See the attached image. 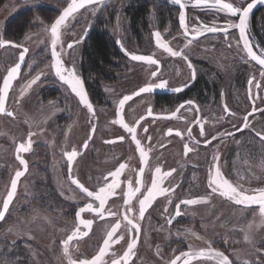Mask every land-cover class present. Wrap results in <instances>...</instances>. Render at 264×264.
Listing matches in <instances>:
<instances>
[{
  "label": "rangeland",
  "instance_id": "1",
  "mask_svg": "<svg viewBox=\"0 0 264 264\" xmlns=\"http://www.w3.org/2000/svg\"><path fill=\"white\" fill-rule=\"evenodd\" d=\"M132 1L100 0L99 3L86 5L61 27V40L57 44L56 50L60 53V59L63 61L64 66L68 68L75 67L76 74L90 86L91 96L95 98L93 99L94 115L80 102L79 97L71 90V87L65 85L58 78L55 69L52 68L53 58L49 29L57 15L48 22H44L37 30L24 33L17 40V42L26 46L28 51L23 68L15 79L8 96L7 107L12 108L15 116L0 114V201L6 186H8L11 173L15 168L20 167L14 157L16 142L23 141L26 135L32 132L34 135L31 138L38 145H34L35 148L29 155V170L20 179L17 196L13 200L7 215L0 222V232L3 230L10 236H15L18 239L19 248L26 245V242H29L28 245H31L32 248L36 245L47 248L55 264H68V260L63 254L62 241L75 229L76 224L71 218L75 202L77 204L93 202L89 198L80 195L71 184L69 175L66 172L68 162L65 152L76 149L78 153L71 169L72 178L79 179L89 186L87 176L95 175L93 177L95 179L92 178L91 181L97 182V184L90 185L89 188L92 189H95V186L97 189L103 187V178L109 172L115 171L121 163L126 165L123 175L119 177L121 186L115 190L114 195L109 197L105 206L106 209L113 210V212H117L122 216L120 208L125 209L124 193L127 192L128 181L131 180L133 188L136 187L135 173L142 166L139 151L124 128L114 123L118 119L116 115L118 102L124 96H132V99L127 101L124 107L123 117L125 123L136 126L137 138L141 140V146L148 152V162L144 166L143 182L141 184L142 189L136 194L139 199L142 198L141 194L149 176L155 174L156 167H160L162 172H169L171 164L176 162L174 165L177 164L179 168L184 170V165L188 162L201 166L203 172L206 170L208 176V169L213 163V156L219 154L218 144L220 143L221 126L218 125L216 120L211 119L214 111L212 113L205 111L201 114L200 123H203L205 131V135L201 136L199 135L200 123H197L194 119L197 112L196 107L192 104L181 107L177 111V119H175L180 135L171 134L169 128L174 125L171 124V117H168L170 112L167 109L170 108V105L164 102L160 105L159 101H154L153 94L156 90L171 92H174L175 89L183 90L201 68L200 63L196 62L198 59L212 62L215 65L224 64V60L226 62L237 60L238 62L242 53L235 32L232 31L227 36L214 33L196 38L185 48L190 38H185L180 30L176 18L178 8L175 5V9L172 8V0H145L149 2L148 6L151 8L149 13L151 18L148 26L157 28L156 31L161 33L164 42H167L174 50L180 51L183 49L184 54L188 56V60L169 55L164 49L156 45V41L152 39L151 35L147 34L143 48L138 52L135 51L137 52L136 55H139L140 52H143L141 55H151L159 60L158 65L133 61L130 56H125V66L121 71H114L115 75L109 78L85 72L80 68L79 50L83 37L92 25L96 14L101 17L107 14L109 8L114 10L113 33L118 42L123 44L127 37V30L124 28L127 17L123 14L122 9ZM227 1L236 6L245 2V0ZM69 2L70 0H5L0 5V40L7 39L3 32L4 23L19 10L42 5L52 7L59 13ZM162 6L167 8L169 15L161 19L159 11ZM154 14L158 21L161 20L160 22L156 20L160 27L154 23ZM261 15H263V18H259L261 19L260 22L258 20L259 26L261 21L264 20V13ZM196 16L201 20H209L212 24L228 21L231 18L229 13L219 12L214 8H212V11L200 12L193 6H189V9H187L188 24L197 28L199 24H196ZM69 44L73 45L71 49L68 47ZM19 51L20 48L14 45L0 44V82L7 67L16 60ZM242 60L243 58H241ZM189 61L191 67H189ZM157 68H159L157 77H152L151 72L156 71ZM39 72L43 74L34 84V88L39 85L47 88V90H44V99L37 96L40 100L31 96L30 93L26 94L28 83L38 76ZM261 73L256 69L251 71L252 81L259 84V87L256 85L257 90L260 91L259 93L262 90L264 92V75H261ZM160 80L167 82L165 88H155L154 91L149 93L133 95L146 84H158ZM254 86H251L252 89ZM57 88L62 90V94L56 92ZM22 92L25 96L21 94ZM257 102L259 105L261 104L260 106H264V94L258 95ZM149 109H151V115H148ZM61 113H65V115H61L58 122H56L55 116ZM141 116L144 119L140 121L139 125H136L135 122ZM182 117L184 119H180ZM192 117V122H194L193 137L190 138L187 135V125L191 121H188V118ZM121 136L124 137L123 140L119 139ZM149 137L151 139H148ZM212 137H216V139L213 140ZM207 139H211V142L206 145L207 147L195 143V141L204 142ZM89 140L90 143H88ZM85 142L88 143V149L86 150L83 149ZM42 144L45 145V153H49H47L48 156L45 155L50 160L51 182L53 181L57 191L64 195L63 198L66 201V219L64 220L57 215L48 214L45 207H43L46 205L44 197L46 190L43 185H40L43 174L39 167L43 158L40 157L41 151L37 152V146L40 148ZM185 144L194 149L188 152L187 155H185ZM89 148L93 149L88 151ZM108 149H111L112 152H107ZM175 156L176 161L172 160ZM39 161L40 163H38ZM257 168L252 166L249 171L246 170V175H242L246 177L245 182L243 180L236 181L233 176L224 173L222 168L221 170L234 184L241 185L245 189L264 188V168ZM38 171L40 172L39 175L36 173ZM111 179L109 177V182H111ZM198 185H200L198 187L200 189L197 191L192 190V198L205 196L210 192V189H207L205 175L204 180L199 181ZM163 187L172 191L167 196H158L151 209L139 221L142 228L139 242L134 249L135 255L131 256L132 258L130 257V261H133L132 264H143L151 257L154 258V256L160 264H166V258L174 254L175 247L178 249L181 246H187L199 250L200 248H207L209 243L212 248L224 252L233 261V264H245V262H248V264H264V225L261 224L259 206L235 205L234 202L216 195L208 203L183 205V210L188 211L190 220L185 222L179 220L172 226L173 223H169V218L174 203V200L171 199L175 195L173 194V184H171L170 176L164 180ZM39 188L43 189L39 190ZM31 194L36 199L34 204L29 201ZM71 203H73L72 206ZM132 203L134 211L128 213V215L138 216L139 202L134 197ZM84 216L89 219L93 218L95 222L103 220V222H108L109 225L115 224V218L106 217L108 216L107 213L104 219L95 217L97 215L92 213H84ZM121 225L127 226L123 220H121ZM249 225H251V228H249ZM124 226L117 230V236L122 235L124 238L117 239L116 243L110 245L103 264L110 262L112 259L121 260V252L135 237L136 232L129 233L128 228H124ZM108 231H111V228H94L93 233L88 237L71 241L69 247L73 258L77 259L75 257L79 256L83 259H91L97 255L99 251H97V254H94V252L103 246V241L108 238ZM245 234L250 236V242L245 241ZM95 236L98 239L97 244L93 246L92 240ZM154 247L156 248L155 254L153 253ZM44 256L41 253L35 254L33 264H49ZM157 256H161V259H158ZM192 264H200V262L193 261ZM202 264H216V262L205 260Z\"/></svg>",
  "mask_w": 264,
  "mask_h": 264
},
{
  "label": "flooded vegetation",
  "instance_id": "2",
  "mask_svg": "<svg viewBox=\"0 0 264 264\" xmlns=\"http://www.w3.org/2000/svg\"><path fill=\"white\" fill-rule=\"evenodd\" d=\"M248 1H250V0H245V2L243 4L237 5V6L244 7ZM228 2H230V1H228ZM148 3L149 2H146L147 13H148V23H147L146 27L141 26L137 33L132 30V21L128 15V13H127V10H126L127 9L126 7L129 6L130 4L123 7V9H122L123 14L126 15V17H127L126 24L124 26V28H126V30H127V37H126L125 41L123 42V44H122V42L121 43L118 42V39L115 38V35L113 33V30H114L113 24L111 25V22L109 23L108 29H109L110 34L112 35V37L114 39V43H115V46H116L118 52L120 53V55L123 56V58H125V56L129 57L130 56L129 53L136 54L138 51H140L144 46V43H145L144 39H145V36H147V34L151 35L152 39H154L156 41L154 33L157 32L156 31L157 28H150L148 26L149 20L151 18L149 16L151 8L148 6ZM183 3L185 4L186 25L189 29V32H192L193 29H201L202 30L204 28V25L219 26V27H223L226 25L227 21H221V22H218L217 24H212V23H210L211 21H209V20L206 21L204 19L201 20L198 16H196L195 17L196 24H199V25H197V28L194 26H191L190 24H188V17H187V9H189V6H193V8L199 10L200 12L210 11V10L212 11V8L209 6H204V5H195L192 3L191 0H183ZM230 3H232V2H230ZM174 5L178 8L176 18L178 19V23H179L178 16L180 13V9L173 2V6ZM110 12H113V15H114V10L109 8V11L105 15V16H107V19L109 16L108 13H110ZM219 12H221V11H219ZM263 13H264V5L255 8L249 14L248 26L246 29V34L248 36V39H249L250 43L253 45V51L257 52L258 55L260 53V50L264 49V20H263V22L261 21L260 26L258 25V20L260 22L261 19H259V18H263V15H261ZM154 17H155V14H154ZM99 18L100 17H98L96 14L94 21L92 22V25L88 28V31L95 26V24L98 22ZM111 19L112 18L110 17V21H111ZM114 19H115V17L113 16V23H114ZM154 19H155L154 23L157 24L156 20L158 21V18L155 17ZM230 20L238 22V17H232L231 16ZM160 21H158V22H160ZM156 26L160 27L159 24H157ZM88 31L85 33V36L83 37L82 44H81V47L79 50V65H80L81 69H83V66H82V48H83V45H84ZM232 31L235 32L236 39L238 42V46H239L240 51L242 53V56L240 57V60L238 62H237V60H235V61L229 60L227 62L224 60V64L215 65L212 62H208V61L205 62L204 60L198 59L196 62L200 63L199 65L201 66V68L195 73V75L186 84V86L184 87V89L181 92L180 91L179 92L178 91L171 92V91H167V90L166 91L156 90L153 94L154 95L153 99H154V101H159V104L164 102V103L170 105V108L167 109L170 112L168 117H171V124H173L174 126L169 128V130L171 129V132H170L171 134H176V135L178 133V129H177L175 119H177L176 118L177 117L176 116L177 111L181 108V105H183V106L188 105V103H187L188 101L193 102L192 105L194 107H196V109H197L196 115L194 117L195 120H196L197 116L200 117L201 114L204 113L205 111H207V113H209V112L212 113L214 111V114L211 115V117H212L211 119L216 120L218 125L221 126V130H220L221 133H220V138H219L220 143L218 144L219 164H220L223 172L229 174L231 177L233 176L234 180H236V181L238 180L239 182H240V180H243L245 182L246 177L242 176V175H246V173H245L246 170L249 171V169H251L252 166H255V168H257V167L258 168L259 167L264 168V139H262V137H264V131H263L264 130V106H260L261 104L259 105L257 102L258 95L261 96L262 94H264V92L262 90V92L259 93L260 91L257 90V88H256V85H257L256 82H253L251 85L249 84V80H252L251 78H253V77H251L252 69H256V70H259L261 72H264V67H261L256 61H252L251 58L247 56L246 52L243 50L242 39L240 38V34L236 28L228 30L227 35H229V33ZM216 33L225 36V34L223 32H216ZM182 34L184 35L183 32H182ZM209 34H214V33H206V34H203L197 38L207 36ZM140 36H142V38H140ZM161 37H162V35H161ZM188 38L192 39V37H189V36H188ZM3 40H11V39H3ZM162 40H163V38H162ZM11 41H14V40H11ZM14 42H16L18 45H22L17 41H14ZM22 46H24V45H22ZM18 48H20V51L22 50L21 47H18ZM135 51H137V52H135ZM19 52H18V54H19ZM141 54H143V52H140L139 55H141ZM224 57H225V55H224ZM241 58H243L242 61H241ZM17 59H18V55H17L16 60L13 63H15L17 61ZM25 60H26V54H25ZM13 63H11L10 65H12ZM24 63H25V61H24ZM6 70H5V72H6ZM4 73H3V75H4ZM39 73L40 74H38V75L41 77V74H43V73L42 72H39ZM201 77H204L206 79L208 88L204 92H202L198 95L197 93H193V91H194V87H197V84H198L197 82L199 81V79ZM14 82H15V80H14ZM14 82H13V84H14ZM13 84H12V86H13ZM65 85H67V84H65ZM252 85H255L253 88L255 90L252 89V87H251ZM83 86L87 92L89 100H90V102L93 106V109H94L93 99H95V98L91 96L90 86L88 84H86L85 82H83ZM11 88L9 90V93L11 91ZM44 90H47V88L43 87L42 85L36 86L34 88V84H32L31 87H27L26 94L30 93V94H32L31 96L40 100L37 96H40L42 99H44V97H45ZM56 92L58 94H60V93L62 94V90H60L59 88H57ZM23 95L25 96V94H23ZM8 96H9V94H8ZM62 99H64V98H62ZM7 104H8V99L6 101V108L8 110H11V112L13 113L12 116H15L14 111L12 110L11 107L8 108ZM225 105H227V108L229 110L228 112H225V107H224ZM172 108H174V109L172 110ZM253 109H255V111H253ZM173 113H175V115H173ZM233 113L235 114L234 116L231 115ZM249 113H251V115H249ZM61 115H65V113H61V114H58L57 116H55L56 122H58ZM245 116H248L247 123L249 126L247 128L243 127V124L245 122L244 121ZM180 119H184V118L182 117ZM189 120H191V121H189ZM252 120H253V123H252ZM254 120H255V122H254ZM188 121L189 122L187 125V129L191 128V130L193 132V129H192L193 125H194L193 124L194 122H192L193 117L188 118ZM231 121H233V123H231ZM258 127L261 131L258 129ZM92 132H93V130H92ZM56 133L58 134L57 131H56ZM225 133H232V135L225 136L224 135ZM257 133H259L260 135H257ZM28 138H29V136L26 135V137L23 141H17L15 144V147H16L18 142L27 144ZM31 140H32V144H31L30 151L19 153V155L22 156V158H24L27 161V171L29 170V166H30L29 155L31 154L32 150L35 148V146H36L35 144H37V142L34 139L31 138ZM205 141L199 142L198 144L202 145V146L203 145L206 146L207 144H209L211 142V139L210 140L207 139V141H209V143H205ZM88 143H90V140ZM88 143H87L86 147L84 144L83 149H85V150L88 149ZM42 146H40V148L37 146V152L41 151L40 157L43 158L42 162H41L42 167L40 165H39V167H40L41 172L43 174V177L41 178V184L40 185H43L44 189L46 190L45 196H44L46 205H44V207H45V210L47 211L48 214L50 213L53 216L57 215L58 217H60V219L64 220V219H66V214H65L66 201H65V198H63L64 195H62L61 193H59L57 191V188L53 184V181L51 182L52 169L50 166V160L47 157L49 153L48 152L45 153V149H44L45 145L42 144ZM205 146H203V147H205ZM15 147H14V157L18 161L20 167L15 168L13 170V172L11 173V176H10V179L8 182V186H6V189H5V191L1 197L0 208L2 205V200H3L5 194L8 190L9 183H10V180H11L13 173L16 170L21 168L20 161L17 159V152H15ZM92 149L93 148H89L88 151H90ZM93 152L95 153L94 150H93ZM107 152H112V150L108 149ZM172 160L176 161V156L173 157ZM40 161L38 163H40ZM175 163L176 162H173L170 166V170H173V169L175 170V171H172L171 175H170V181H171V184H173V188H172L173 194L175 195L171 199L172 201L174 200L173 206L172 207L170 206L172 208V211H171V216H170L169 220H171V223H173V224H171L172 226L179 220H183L184 222L190 220V218L188 217V215H189L188 211L183 210L182 206L184 204H180V202L183 200H186V199H192V197H193L192 196V193H193L192 190H195V191L199 190L200 188H198V187H200V185H198V182L204 180V175H205V178H207L206 170H204V172H203L202 167L199 166L198 164L195 165V164H191V163L186 162L184 165V170H183V169L179 168L177 166V164L174 165ZM31 166H32V164H31ZM144 166H145V164H142L141 167L144 168ZM118 167H119V165L117 166V168ZM141 167L135 173L136 181L137 180L140 181L139 185L136 183V187H140V190L142 189L141 184L143 182V179H142L143 174L140 173ZM37 170L38 169L36 168V171ZM66 172L69 175L68 177H69V180L71 182L72 176H71V170L69 169V167H68V170L66 168ZM36 173L38 174L40 172L38 171ZM67 174H66V176H67ZM121 175H123V172L121 173ZM23 176H21L20 179ZM94 176L95 175L87 176L88 180H89V182H88L89 186L92 184H94V185L97 184V182L91 181V179ZM154 176H155V174L154 175L152 174L149 176L148 182L145 183V185H144L145 188L142 191V194H146L147 188L151 187L152 180H153ZM20 179H19V182H20ZM94 179L95 178H93V180ZM33 181L37 183V181H35V180H33ZM185 181H186V183H185ZM19 182L17 185V190H18ZM81 183H83V182H81ZM72 185L77 189V192L80 195H82L83 197H86L85 194H83L76 187V185H74V184H72ZM251 185H252V183H251ZM85 186L89 187L87 185H85ZM94 188L95 189H92V188H89V189L90 190H98L96 188V186ZM17 190H16L15 196L13 197V200L17 196ZM138 193H136V194H138ZM142 194H141V197H142L141 199H143ZM13 200H12V202H13ZM29 201L33 204L36 202L34 195L31 194ZM12 202L10 203L9 208H8L7 212L5 213V216L7 215L8 211L10 210ZM153 203H154V201H153ZM153 203L148 208L146 213L151 209V207L153 206ZM72 204L73 203H71V206H72ZM85 204L86 203H84V204L78 203L77 204L75 202V207L72 209V212H71L72 213V216H71L72 221L76 225L74 227L75 229H73L67 235V237L69 235H71L72 232L77 229V227H79L80 233H85V232L87 233L86 236L81 235L78 238H74V240H82V239L88 237L90 234L93 233L94 228H111L113 226V224L109 225V224H107L108 222H103V220L100 222H95L93 218L91 219L93 221L91 228H87L83 224H80L79 220H77V218H76V212L78 211V209L80 207H83ZM106 204H105V206H106ZM176 204H180V209H179L180 214L179 215L176 214V212H177L176 207H175ZM98 205H99V202L96 201V204H94V207H98ZM56 210H57V212H56ZM111 211H113V210H111ZM124 211H125V209L120 208V213L122 215L124 214ZM86 213H91V212H86ZM92 214L96 215L95 213H92ZM5 216H4V218H5ZM95 217H98V216H95ZM106 217H109V216H106ZM3 219H1L0 222H2ZM80 219L88 220L89 218H86L84 216V213H82ZM98 219L100 220V218H98ZM123 226L124 225H121L120 228H123ZM124 228H128V226H124ZM141 228L142 227L140 226L139 233L136 232L135 237H134L137 240V244L139 242V238H140V234H141ZM97 236H95V238H93L94 240H92L93 246H94V244H97V239H98V238H96ZM67 237H66V239H67ZM28 244H29V242H26V245L20 246V248H19L18 247V239L15 236H10L6 231L2 230V232H0V264H33V261L35 259V254H39V253L45 255L44 259L47 260L49 262V264H55L52 256L50 257V251L47 250V248L38 247V245H36L35 247L33 246V248H32L31 245L29 246ZM189 248L190 247H187V246H181L178 249L175 247L174 248V254L172 256L166 258V261H167L166 264H170L171 260H173L176 256L180 255L181 252L188 251ZM191 249H197V248H191ZM126 250H127V246L121 252L122 257H123V254ZM97 251H99V249H97L94 252V254H97ZM155 251H156V248L154 247V251H153L154 254L156 253ZM74 254H75V252H74ZM75 258H77V260L83 259V258H80L79 256L78 257L76 256ZM131 258H129V260L127 261V264L133 263L132 260L130 261ZM157 258L161 259V256H157ZM50 259H51V261H50ZM84 259H90V258H84ZM111 261L107 262L106 264H111ZM148 262H150V263H148ZM121 264H123L122 259H121ZM143 264H160V262L154 256V258L151 257V259H148ZM178 264H183V260L178 262Z\"/></svg>",
  "mask_w": 264,
  "mask_h": 264
},
{
  "label": "snow or ice",
  "instance_id": "3",
  "mask_svg": "<svg viewBox=\"0 0 264 264\" xmlns=\"http://www.w3.org/2000/svg\"><path fill=\"white\" fill-rule=\"evenodd\" d=\"M100 0H70L67 3V6L63 9L59 17L51 24L50 26V34H51V46L52 51L51 55L53 58L52 68L55 69L56 75L59 77L61 81H64L67 85L71 87V90L76 93L79 97L80 102L94 115L93 106L90 103L87 94L84 90L83 81L80 77L76 74L75 67L68 68L65 67L63 61L60 59V53L57 52L56 46L60 43L61 40V27L65 25V23L69 20L70 17H73L74 14L79 12L80 9L85 8L86 5H93L99 3ZM175 3L180 5L181 9L184 8V4L181 3V0H175ZM196 5H205L209 6L214 9H218L221 12L229 13L232 17H238V23L233 20H228L226 25L223 27L213 26L207 27L204 26V31L207 32H223L225 36L228 34V30L230 28H237L239 30L240 38L243 40V50L246 52L247 56L251 58L252 61H256L261 67H264V49L260 50L259 55L257 52L253 51V45L250 43L248 36L246 34V29L248 26L249 14L251 13L252 9L255 7L257 3H264V0H252L251 3H247V6L241 7L236 6L233 3H225L224 0H195ZM39 6V5H35ZM180 25L184 29L185 38L189 35L192 36V39L188 40V44L185 45V48L190 45L194 39L204 34V31L201 29H193L192 32H189V29L186 25L185 13L181 10L179 15ZM156 39V45L164 49L169 55L173 57H182L184 60H188V56L184 54V50L176 51L172 47L169 46L167 42H164L161 37V33L159 31L154 33ZM2 43H11L10 41H3L0 40V44ZM72 44H69L68 47L71 49ZM16 47H22V45H16ZM28 49L23 48V51L20 52L19 60L23 62L25 59V54L27 53ZM131 59L133 61H141L146 62L150 65H158L159 60L155 59L151 55H136L129 53ZM189 67H191V62L189 61ZM21 68V63H16L15 66L11 67L7 75L3 77L2 86H0V114H6L8 116H12L13 113L9 112L5 108V103L8 99L9 90L12 87V81L17 77L19 70ZM159 68L156 71L151 72L152 77H157V73ZM264 75V72L261 73ZM40 78V76H36L33 80H31L27 87H31L32 84H35L36 81ZM253 83L252 80H249V84ZM167 82L164 80H160L158 84L148 83L144 87H141L137 93L133 95H139L141 93H149L154 91L155 88H165ZM259 87V84H257ZM182 89H175V91H181ZM23 94V92L21 93ZM132 96H124L118 102V108L116 111V115L118 119L114 121L121 125L124 130L131 136V140L135 142L136 148L139 151L141 163L147 164L148 162V152L145 151V148L141 146V140L137 138V128L136 126L130 125L125 123L123 112L124 107L127 101L131 100ZM189 105L193 102L188 101ZM183 107V105H181ZM225 107V112H228L227 105ZM255 111V109H253ZM151 109L148 111V115H151ZM175 115V113H173ZM231 115H235L234 113ZM251 115V113H249ZM144 117L141 116L139 120L135 123L136 125L140 124V121L143 120ZM244 124L243 127L247 128L249 125L247 123L248 116L244 117ZM196 122L200 123V117H196ZM94 130V127H93ZM147 131V129H145ZM171 132V129L169 130ZM34 133L29 132L27 144L20 143L17 147V159L20 161V164L24 166L23 171H16L15 178L11 180V190L7 192V198L3 200V210L0 211V219H3L5 213L7 212L10 203L13 200V197L16 194L17 190V182L21 176L25 174L27 171V161L19 155L21 152H28L31 149L32 140L31 137ZM177 135H180L178 132ZM187 135L191 138L192 137V130L191 128L188 129ZM199 135L204 136V125L200 123V131ZM225 136L232 135V133H225ZM257 135H260L257 133ZM120 140H123L124 137H119ZM148 139H151L150 137ZM213 140L216 137H212ZM264 139V137H262ZM195 143H199L195 141ZM205 143H209V141H205ZM87 146V142H85V147ZM150 150V149H149ZM194 149L189 148L187 144H185V155L188 152L193 151ZM65 156L67 157L68 167L71 170L73 162L75 161L78 153L76 149L72 151L65 152ZM126 165L121 163L115 171L109 172L107 176L103 178L104 186L99 187L98 190H90L89 187H86L83 183L80 182L79 179L72 178L71 183L76 185V187L89 199H91L92 203H86L83 207H80L76 212V218L79 220L80 224H83L87 228H91L93 221L91 219L83 220L80 219L82 213L91 212L95 213L101 219H104L105 214L107 213L108 216L115 218V224L111 227V231L107 232V239L103 241V246L100 247L99 252L97 255L93 256L91 259H74L72 256V251L70 250L69 244L74 238H78L81 235H87V233H80L79 227L75 231L72 232L71 235L67 237V239L62 241L63 245V254L68 260V264H103L104 257L108 252V249L112 243H116L117 239H123L122 235L117 236V230L121 227V220L125 221L128 226V232L131 233L135 231L139 233L140 231V223L139 221L142 220L145 216L146 211L152 205L153 201L156 200L158 196H167L171 193V189L163 187L164 180L171 175L173 170L169 172H162L160 167L155 168V176L152 180L151 187L147 188L146 194L143 195V199H139L136 196V193L140 192V187L133 188L132 181H128L127 192L124 193V206L125 211L124 214L121 216L117 212H113L110 209L105 208V204L107 203L110 196L115 194V190L120 188L121 183L119 177L123 170L125 169ZM144 168L141 167L140 173L143 174ZM109 177H111V182H109ZM136 183L139 185L140 181L137 180ZM207 189H210V192L207 193L205 196H199L192 199H186L180 202V204L184 205H197L202 203H208L212 199L213 196L218 195L221 198H226L229 201L234 202L235 205H242V206H252L257 205L259 206V216L261 220V224L264 225V188L259 189H245L241 185L234 184L229 178L225 176V174L221 170V166L219 164V154L213 156V163L208 169V176H207ZM136 198L139 202L138 208V216L137 215H128V213H132L134 211V205L132 203L133 198ZM98 201V207H94V202ZM180 204H176V214L179 215ZM167 211V209H165ZM171 223V220H169ZM251 228V225H249ZM195 235V234H193ZM200 238V237H197ZM246 242H250L251 238L249 235L245 234L244 237ZM137 240L135 238L131 239V242L127 244V250L124 252L123 257L121 258L123 264H127L129 258L135 255L134 249L136 247ZM78 251V249H77ZM183 260V264H192L193 261H198L202 264L205 260H214L216 264H233V261L229 259L224 252L219 251L215 248H212L210 243L207 248H200L199 250H194L189 248L188 251L181 252L180 255L176 256L173 260H171L170 264H178ZM111 264H121V260L113 259ZM248 264V262H245Z\"/></svg>",
  "mask_w": 264,
  "mask_h": 264
},
{
  "label": "trees",
  "instance_id": "4",
  "mask_svg": "<svg viewBox=\"0 0 264 264\" xmlns=\"http://www.w3.org/2000/svg\"><path fill=\"white\" fill-rule=\"evenodd\" d=\"M4 1L0 0V5ZM126 8L132 21L133 31L137 33L141 26L146 27L148 13L145 0H133ZM172 8L174 9V6ZM159 12L161 13L159 15L161 19L169 15V11L164 6ZM55 15H58V12L52 7L42 5L26 7L6 20L3 28L4 36L7 39L17 41L24 33L37 30L44 22H48ZM108 15V19L105 15L101 16L95 26L88 31L82 48L83 70L106 78L113 77L115 75L114 71H121L125 66L124 58L118 52L108 29L109 23L113 24V12L108 13ZM110 17L112 18L111 21ZM197 83L193 93L199 95L208 88V85L204 77H201ZM42 189L39 188V190Z\"/></svg>",
  "mask_w": 264,
  "mask_h": 264
},
{
  "label": "water",
  "instance_id": "5",
  "mask_svg": "<svg viewBox=\"0 0 264 264\" xmlns=\"http://www.w3.org/2000/svg\"><path fill=\"white\" fill-rule=\"evenodd\" d=\"M172 1L175 3V0H172ZM191 1H192L193 4L196 5L195 0H191ZM210 2H211V0H210ZM224 2H225V3H230V2H228V1H226V0H224ZM251 2H252V0L248 1L247 3H251ZM181 3L184 4V3H183V0H181ZM247 3H246L245 6H247ZM175 4H176V3H175ZM176 5L179 7L180 12H181V10L184 11V13H185V19H186L185 4H184V8H183V9H181L180 5H178V4H176ZM262 5H264V3H257V4L255 5V7L252 9V11H253L255 8H257V7H259V6H262ZM66 6H67V5H66ZM66 6H65V7H66ZM204 6H205V5H204ZM65 7H64V8H65ZM64 8H63V9H64ZM63 9L59 12V14L56 16V18L59 17V15H60L61 12L63 11ZM252 11H251V12H252ZM179 15H180V13H179ZM56 18L54 19V21L56 20ZM178 18H179V16H178ZM54 21H53V22H54ZM237 23H238V22H237ZM179 26H180L181 31L184 33V29H183V28L181 27V25H180V20H179ZM204 26H207V27H213V26H208V25H204ZM230 29H233V28H230ZM230 29H229V30H230ZM236 29H237V28H236ZM237 30H238V29H237ZM202 31H204V28L202 29ZM238 32H239V30H238ZM206 33H212V32L204 31V34H206ZM189 37H192V36L189 35ZM3 41H10L11 43H2L1 45H7V44H11V45H14V46L18 45L16 42L11 41V40H3ZM242 42H243V40H242ZM21 48H22L21 51H23V48H27V47L22 46ZM21 51H20V52H21ZM20 52H19V54H18V59H17V61H16L15 63H13L12 65H10V66L7 68V70H6V72L4 73L3 77H4L5 75H7L8 70H9L11 67L15 66V64L18 63V62L21 63V68H20V70H19V73H18L17 77L19 76L20 71H21V69H22V67H23L24 61H25V59H24L23 62H20V60H19ZM3 77H2V80H3ZM17 77H16V78H17ZM16 78H15V79H16ZM15 79H14V80H15ZM2 80H1L0 86H2ZM14 80L12 81V84H13ZM63 82H64V81H63ZM64 83H65V82H64ZM65 84H66V83H65ZM68 86H69V85H68ZM84 90H85V88H84ZM85 92H86V90H85ZM86 94H87V92H86ZM87 97H88V95H87ZM88 99H89V97H88ZM89 101H90V100H89ZM90 103H91V102H90ZM5 108H6V103H5ZM6 110L9 111V112H11V110H8L7 108H6ZM20 143H21V142H18V143H17V145H16V147H15V152H17V147H18V145H19ZM23 159H24V158H23ZM23 170H24V166L21 164V168L18 169V170H16V171H23ZM16 171L13 173V175H12V177H11V180H12L13 178H15V173H16ZM19 179H20V178H19ZM11 180H10V183H9V187H8L7 192L11 190ZM18 182H19V180H18ZM18 182H17V185H18ZM7 192H6V194H5L4 198H3V200L7 198ZM3 200H2V205H1L0 211L3 210ZM0 220H1V219H0Z\"/></svg>",
  "mask_w": 264,
  "mask_h": 264
}]
</instances>
